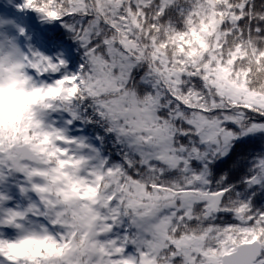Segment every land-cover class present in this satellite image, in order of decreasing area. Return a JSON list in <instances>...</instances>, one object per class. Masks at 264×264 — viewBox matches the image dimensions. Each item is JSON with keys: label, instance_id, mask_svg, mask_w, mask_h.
Segmentation results:
<instances>
[{"label": "snow or ice", "instance_id": "6c2138e0", "mask_svg": "<svg viewBox=\"0 0 264 264\" xmlns=\"http://www.w3.org/2000/svg\"><path fill=\"white\" fill-rule=\"evenodd\" d=\"M25 9L80 55L0 40L38 97L0 126V264H264V0Z\"/></svg>", "mask_w": 264, "mask_h": 264}, {"label": "trees", "instance_id": "16d2710c", "mask_svg": "<svg viewBox=\"0 0 264 264\" xmlns=\"http://www.w3.org/2000/svg\"><path fill=\"white\" fill-rule=\"evenodd\" d=\"M0 0V32H10L20 28L24 34L18 41L25 45V48L38 50L47 57L64 56L70 71H75L79 63V52L71 36L61 26L60 22H49L32 10H20L23 0ZM50 57V58H51ZM99 128L89 127L87 132L91 135L94 132H101ZM111 142L109 141V147ZM260 141H253L246 144L245 149L258 151L261 148ZM231 166V160L225 161L217 169V172L226 170ZM257 203H264V198L258 199Z\"/></svg>", "mask_w": 264, "mask_h": 264}, {"label": "clouds", "instance_id": "9594fccd", "mask_svg": "<svg viewBox=\"0 0 264 264\" xmlns=\"http://www.w3.org/2000/svg\"><path fill=\"white\" fill-rule=\"evenodd\" d=\"M18 62L5 60L0 68L3 82V88L0 90V126L18 117L25 107L32 105L38 99L34 94L25 96L19 91L21 88L27 89L29 82L22 80L23 69L14 66Z\"/></svg>", "mask_w": 264, "mask_h": 264}, {"label": "rangeland", "instance_id": "374dc122", "mask_svg": "<svg viewBox=\"0 0 264 264\" xmlns=\"http://www.w3.org/2000/svg\"><path fill=\"white\" fill-rule=\"evenodd\" d=\"M10 2V1H9ZM1 26V25H0ZM2 27V26H1ZM9 30H10V32H5V31H3V29L1 30V32H0V40H2V39H4L5 37H7V38H11V39H14L15 40V42L17 43V45H18V47L21 49V50H23V51H25V52H27L28 51V48L26 49L25 48V45L24 44H22V43H20L19 41H18V31H19V28H16V29H14V30H12L11 29V27H9ZM34 51H38V50H34ZM39 52V51H38ZM51 57V56H50ZM52 58V57H51Z\"/></svg>", "mask_w": 264, "mask_h": 264}]
</instances>
